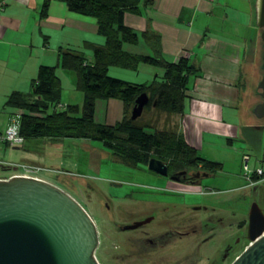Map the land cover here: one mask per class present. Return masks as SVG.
Listing matches in <instances>:
<instances>
[{"label": "crops", "instance_id": "1", "mask_svg": "<svg viewBox=\"0 0 264 264\" xmlns=\"http://www.w3.org/2000/svg\"><path fill=\"white\" fill-rule=\"evenodd\" d=\"M255 2L153 0L141 15L125 16L126 26L139 36L147 31L160 35L165 61L176 63L188 57L198 68V74L190 78L184 113L170 115L167 127L182 135L201 158L220 163L223 168L229 155L247 165L252 160L247 154L248 146L252 145L253 150L259 146L260 150L264 139V116L257 117L254 111L258 97L246 83L243 85L245 68L261 62L257 56L262 40L253 22ZM105 43L97 20L72 13L64 0H7L4 4L0 0V134L15 117L7 111L8 99L15 93L30 97L42 66L57 67L62 84L61 104L82 106L83 94L76 87L78 77L59 67L61 57L72 53L94 63L93 46ZM123 49L131 55L154 56L142 39L138 44H124ZM164 74L162 68L144 63L136 70L112 67L109 71L111 78L135 85L162 81ZM125 115L121 100L96 103L98 124L114 126ZM244 129H249L248 136ZM28 153L40 155L41 151L37 148ZM37 160L28 158L20 164L45 170Z\"/></svg>", "mask_w": 264, "mask_h": 264}, {"label": "rangeland", "instance_id": "2", "mask_svg": "<svg viewBox=\"0 0 264 264\" xmlns=\"http://www.w3.org/2000/svg\"><path fill=\"white\" fill-rule=\"evenodd\" d=\"M253 22L256 26V16ZM258 30L260 37L262 30ZM263 52H259L258 61ZM249 68L243 73V85L250 89L253 73ZM7 111L15 117L23 113L11 107ZM169 118L148 112L140 121L152 132L171 130L167 127ZM243 133L248 136L249 129ZM66 141L62 146L42 145L44 140L17 148L0 146V160L20 164L28 158L38 159L45 168L40 177L69 193L86 209L98 232L99 264H233L250 245L247 231L251 206L257 202L264 209V139L260 150L259 146L254 150L248 146L252 160L247 165L229 155L221 171L196 186L172 181L145 166L123 164L101 143ZM37 148L40 155L28 153ZM258 169L263 170L261 174ZM246 173L252 177L251 184ZM12 175V169L0 166V179ZM156 212L159 215L153 223L135 231L122 229ZM163 224H171L169 234L174 235L167 247H163L167 240L160 243L158 238L169 231L170 227Z\"/></svg>", "mask_w": 264, "mask_h": 264}, {"label": "trees", "instance_id": "3", "mask_svg": "<svg viewBox=\"0 0 264 264\" xmlns=\"http://www.w3.org/2000/svg\"><path fill=\"white\" fill-rule=\"evenodd\" d=\"M64 1L72 13L96 19L99 34L106 39V43L104 46H93L94 63L86 64L85 58L72 53H63L61 57L59 67L78 77L76 87L83 94L82 106L58 108L62 84L57 67L48 66L39 69L30 97L15 93L8 99V107L23 111L18 115L20 132L25 140L20 147L33 140H44L42 144L89 140L101 143L115 160L132 167H147L155 158L169 165L170 175L196 172L212 177L221 171L222 164L201 158L182 135L171 130L149 132V128L140 121L143 116L136 121L131 119L135 101L144 93L148 94L150 102L143 115L148 112L183 114L189 97L190 78L199 72L188 57L176 63L165 61L159 34L147 31L139 36L126 26L127 14L141 15L144 9L152 6L153 0ZM47 8L48 3L44 5L43 16ZM140 39L153 51V57L131 55L124 51V44H138ZM140 63L162 68L165 71L162 81L135 85L109 76L112 67L136 70ZM256 69V65L251 69L252 92H255L259 81L254 78ZM111 99L125 104V118L114 126L96 123V103Z\"/></svg>", "mask_w": 264, "mask_h": 264}, {"label": "water", "instance_id": "4", "mask_svg": "<svg viewBox=\"0 0 264 264\" xmlns=\"http://www.w3.org/2000/svg\"><path fill=\"white\" fill-rule=\"evenodd\" d=\"M255 12L264 46V0H256ZM261 87L264 91V78ZM149 102L146 93L136 99L133 121L143 116ZM147 167L169 177V165L162 160L151 159ZM186 174L178 173L172 181L180 182ZM247 236L250 245L233 264H264V209L257 202L249 212ZM98 245L95 222L69 193L30 177L0 179V264H99Z\"/></svg>", "mask_w": 264, "mask_h": 264}, {"label": "flooded vegetation", "instance_id": "5", "mask_svg": "<svg viewBox=\"0 0 264 264\" xmlns=\"http://www.w3.org/2000/svg\"><path fill=\"white\" fill-rule=\"evenodd\" d=\"M259 50H264L263 43H262V47L260 46ZM263 57H264V52L261 54V57H260L261 62H258V63H260V65H258V64L256 65L257 69L255 70V73H254L255 74L254 78L256 80H259V81H257L258 82L257 87H255V96L258 97V99H255L256 100V106H255L254 111H255V114L257 117L264 116V98L262 97L264 94V91L261 87V83H262V80L264 78V59H263ZM259 77H260V79H259ZM205 174L206 173L187 172V174L185 176H181L180 182L184 181L183 183L190 184V183H192V181L196 182V181H199V179L203 180ZM172 176H174V175L169 174V177H167V178L172 180ZM157 213L158 212H156L155 214H152V215L142 216L138 221L134 222L133 224H126L125 226L122 227V229L126 232H129V231H135L141 227H145V225L151 224L156 220V217L159 215ZM162 226L164 228L170 227L171 224L170 225L169 224L168 225L163 224ZM171 227L168 228L169 231H167L165 234L159 235V237H158V238L162 239L161 241H159L160 243L165 242L167 240V242L163 243V247H167L171 241L170 238H172V236H174L173 234H169V233H172V232H170ZM179 237H181V236H179Z\"/></svg>", "mask_w": 264, "mask_h": 264}, {"label": "built area", "instance_id": "6", "mask_svg": "<svg viewBox=\"0 0 264 264\" xmlns=\"http://www.w3.org/2000/svg\"><path fill=\"white\" fill-rule=\"evenodd\" d=\"M7 0H3V4ZM86 64H89L88 62ZM59 109L65 108L64 105L60 104L58 106ZM25 140L21 135L20 132V117L16 116L13 118L11 124L5 131V133L0 134V144H5L9 145L10 147H20L24 144ZM0 166H6L12 169L14 171V175L12 177H30L34 179H38L41 181H45L40 177L41 172L44 170L43 168L39 166H32V165H26V164H12V163H4L0 161ZM245 169L248 170V167L245 165ZM249 172V170H248ZM258 172L261 174L262 171L258 170ZM255 175V174H254ZM253 175V176H254ZM246 179L247 181L252 183L251 179L252 177L250 176V173H246ZM9 178V179H10ZM201 194V193H200Z\"/></svg>", "mask_w": 264, "mask_h": 264}]
</instances>
